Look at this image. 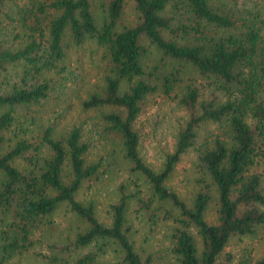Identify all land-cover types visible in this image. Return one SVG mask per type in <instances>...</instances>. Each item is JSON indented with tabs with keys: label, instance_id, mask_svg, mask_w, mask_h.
Masks as SVG:
<instances>
[{
	"label": "trees",
	"instance_id": "trees-1",
	"mask_svg": "<svg viewBox=\"0 0 264 264\" xmlns=\"http://www.w3.org/2000/svg\"><path fill=\"white\" fill-rule=\"evenodd\" d=\"M86 40L101 48L103 72L80 103L96 112L88 132L112 144L95 157L79 124L58 129L38 111L53 81L63 83L54 77L65 44ZM155 93L183 119L154 168L139 153L136 122ZM189 148L193 190L182 197L168 179ZM115 150L125 178L105 223L76 192L111 169ZM62 203L81 225L43 241ZM159 222H169L161 255L134 238L137 226ZM263 223L264 10L237 0H0V264L42 242L43 264H229L230 241L255 237ZM235 263L264 264V254L244 249Z\"/></svg>",
	"mask_w": 264,
	"mask_h": 264
},
{
	"label": "rangeland",
	"instance_id": "rangeland-1",
	"mask_svg": "<svg viewBox=\"0 0 264 264\" xmlns=\"http://www.w3.org/2000/svg\"><path fill=\"white\" fill-rule=\"evenodd\" d=\"M237 4L253 9L260 7L261 11L264 10V0H237ZM95 11L98 12L99 9L96 8ZM132 16L133 10L130 4H127L123 9L121 22L124 24L130 22ZM2 23L6 22L3 21ZM154 57V49L151 45H146V55L143 60L150 64ZM60 63L63 64L64 70L55 75L54 78L63 83L59 84L60 82L53 81L56 88H54L52 96L44 100L42 105L38 107L39 113L45 120H54L58 129L67 128L73 123L79 124L83 131L89 135L90 157L99 154L104 155L108 150L111 152L110 139H106V146L103 145L102 147L96 137L93 136L94 132H88L96 112L92 109H84L80 103V100L86 97L87 91L100 82L103 72L101 48L92 40H86L78 46L65 44L64 57ZM182 119L183 111L174 101L163 97L162 93L152 95L150 102L142 109L136 122L140 135L139 153L145 162L154 168L158 166L161 160V151L170 148L175 130ZM207 129L208 125L199 133L202 134ZM198 140L199 137L196 142ZM108 158L112 162L111 169H107L91 184L83 182L76 192V198L83 203H91L97 218L105 223L108 222L107 205L117 197V185L125 178L124 165H122L118 151L115 150L112 156ZM195 160V152L193 148H189L181 156L168 179V184L182 197H186L193 190V161ZM111 162L109 166H111ZM129 211L134 226L138 220L134 217L131 209ZM212 216L213 210L209 206L206 210V217L210 219ZM52 218L56 229L51 235L44 236L43 241L60 242L65 234H73L81 225L69 214L63 203L55 209ZM168 223L159 222L152 227L137 226L134 230L135 241L143 247L148 246L151 252L161 255L165 251L164 246L167 241L165 232ZM244 249L249 250L252 258H258L264 254V223L255 237L234 238L230 241L226 250L231 252L234 258L229 264H237L235 263L236 258ZM42 253L45 255L49 253L45 242L35 243L29 250L13 254L9 261L15 264H43L45 258H42ZM111 257L112 251L107 250L102 259L109 260ZM159 257L161 256H158L157 259ZM156 264L159 263L156 262Z\"/></svg>",
	"mask_w": 264,
	"mask_h": 264
}]
</instances>
